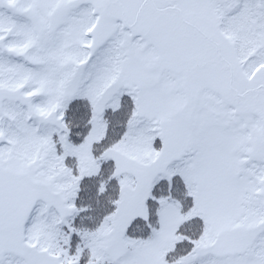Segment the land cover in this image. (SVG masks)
<instances>
[{
    "label": "snow or ice",
    "instance_id": "6c2138e0",
    "mask_svg": "<svg viewBox=\"0 0 264 264\" xmlns=\"http://www.w3.org/2000/svg\"><path fill=\"white\" fill-rule=\"evenodd\" d=\"M0 264H264V0H0Z\"/></svg>",
    "mask_w": 264,
    "mask_h": 264
}]
</instances>
